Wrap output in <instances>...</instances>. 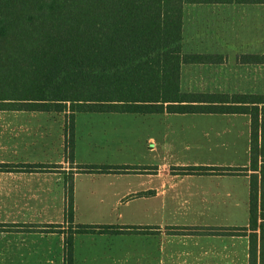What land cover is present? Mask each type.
Instances as JSON below:
<instances>
[{"label": "crops", "instance_id": "crops-1", "mask_svg": "<svg viewBox=\"0 0 264 264\" xmlns=\"http://www.w3.org/2000/svg\"><path fill=\"white\" fill-rule=\"evenodd\" d=\"M183 37L184 53L215 56L212 63L182 65L183 91L264 101V0L186 2ZM187 114L197 113L180 115ZM197 115L211 117L212 124L150 127L145 161L124 163L129 167L122 170L75 172L73 184L84 174L99 183L73 185L72 222L67 184L59 183L79 165L75 148L73 164L63 157L42 162L21 156L31 131L0 119V172L28 180L0 182V264H68L67 251L41 243L59 237L65 249L79 210L93 217L88 225L116 229L73 233V264H249L251 230L229 232L250 224L251 116ZM28 164L57 166H23Z\"/></svg>", "mask_w": 264, "mask_h": 264}, {"label": "trees", "instance_id": "trees-1", "mask_svg": "<svg viewBox=\"0 0 264 264\" xmlns=\"http://www.w3.org/2000/svg\"><path fill=\"white\" fill-rule=\"evenodd\" d=\"M193 1L217 0H0V111L68 113L71 164L76 112L248 113L250 168L255 171L250 181V224L229 233L251 230L249 264H264V101L250 95L182 90L184 63L215 62L212 54L183 52L184 6ZM128 167L72 166L67 176L69 221L74 217L75 172ZM115 229L114 225L78 224L66 237L68 264H73V233ZM211 230L223 232L218 227Z\"/></svg>", "mask_w": 264, "mask_h": 264}, {"label": "rangeland", "instance_id": "rangeland-1", "mask_svg": "<svg viewBox=\"0 0 264 264\" xmlns=\"http://www.w3.org/2000/svg\"><path fill=\"white\" fill-rule=\"evenodd\" d=\"M7 118L21 122L25 129L32 133V135H26L29 136L27 137L29 141L32 139L29 145L21 147L18 151L21 156L35 157L42 162L51 161L52 158L63 157L64 160L68 158L70 148H68L66 142L70 139L71 133L68 113L0 111V119ZM211 124V117L198 116L197 114L144 115L117 112H76L75 123L73 124L75 158L78 159L79 165L120 167L124 163H138V161L147 159L145 154L146 147H148L146 135L153 126L190 127L195 125L210 126ZM24 181L28 180H24L18 174L0 172V182L17 183ZM93 181L90 176L84 174L75 179L73 185L75 187L98 186L99 182L94 183ZM46 182L49 183V179ZM66 182L63 179L59 184L64 187L67 184ZM3 192V190H0V199ZM92 219L93 217L86 214L84 210H79V220H75V222L77 224H88L86 221L89 222ZM51 242L57 248H60L63 253L64 251L68 253V247L62 248L59 237L45 240L41 245L50 244Z\"/></svg>", "mask_w": 264, "mask_h": 264}]
</instances>
